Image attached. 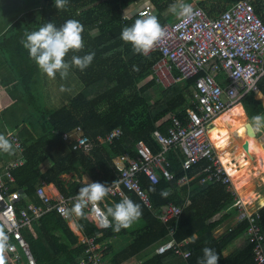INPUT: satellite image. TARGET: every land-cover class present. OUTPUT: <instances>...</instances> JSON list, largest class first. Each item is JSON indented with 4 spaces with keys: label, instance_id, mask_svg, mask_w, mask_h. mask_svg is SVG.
<instances>
[{
    "label": "trees",
    "instance_id": "trees-1",
    "mask_svg": "<svg viewBox=\"0 0 264 264\" xmlns=\"http://www.w3.org/2000/svg\"><path fill=\"white\" fill-rule=\"evenodd\" d=\"M135 1L137 0H68L67 7L58 10L54 6L55 0H0L1 21L13 23L2 39L5 47L0 49L5 58V66L9 65L12 72L8 77L2 78L0 75V82H3L4 87L9 84L14 86L12 90H4L13 102L8 110L4 107L0 118L6 120L10 108L16 109L17 116L20 111L17 106L21 103L29 104L27 118L12 130L13 135L21 139L23 152L15 150L14 155L0 152V171L6 163L22 160L21 165L10 168L14 177L10 182L11 191L22 192V198L16 203L18 216L30 203L41 205L36 197V190L42 180L53 183L64 197L77 194L83 186L82 177L86 174L93 182L112 185L120 176L113 164L116 157L128 155L135 158V145L138 142H144L157 153L160 146L155 143L152 134L155 131L167 132L169 116L176 115L184 120L187 108L197 109L193 104L195 78L181 80L168 88L159 84L154 77L140 85L152 75V66L161 54L159 50H153L148 55L137 54L131 43L121 39L122 29L140 18L134 16L129 20L124 19V11ZM151 1L156 7L161 25L173 22L166 12L177 0ZM235 1L237 0H196V5L202 7L208 16L215 17ZM247 1L264 23V0ZM68 19L79 20L84 25V48L79 52L70 50L65 60L71 62L73 55L83 56L90 52H94L95 56L90 66L83 71L75 66L70 68L83 85L79 92L74 96L67 95L66 102L58 109L40 108L37 105V88L36 92L33 91L38 66L21 41L26 39V32L38 30L47 22L59 27ZM6 39L13 45L9 44L8 47ZM154 87L160 91L158 99L152 104L146 92ZM18 89L24 96L19 100L12 95V91ZM4 99L0 98V103ZM241 102L244 108L239 103L240 113L247 114L248 118L264 115V76L258 81V90L247 93ZM76 127H82L85 134L95 140L96 147L90 153L75 151L72 144L62 140L64 133L72 132ZM116 128L121 129L122 136L112 144L97 141ZM261 141H264V134ZM168 159L175 174L172 182L161 178L159 184H154L144 175L140 176L141 186L148 192L152 210L147 209L129 192L131 199L140 204L142 209V216L129 227L135 224L130 230L122 228L117 232L112 226L100 228L87 219L89 211L86 208L82 215L72 213L68 219L55 210L46 211L38 218L30 212L36 234L27 227L22 232L37 264H91L86 253L88 244L71 229V217L76 220L77 229L84 237L95 238V242L100 244L105 264H119L130 257H138L144 251H148L146 256L137 264H198L205 247L216 250L220 256L218 264H257L254 260V244L247 240L225 254V250L241 239L249 225L246 219L234 220L223 234H214L216 228L239 214L238 197L228 185H200L208 165L203 161L189 173L195 179L189 185L179 186L178 181L185 174L181 169L184 156L180 150L173 149L168 153ZM41 165L46 167L45 171L40 170ZM69 174H74L75 177L62 178ZM88 181L91 182L89 177ZM234 182L240 202L248 214L264 207V186L256 188V181L254 183L252 176ZM161 190L168 191L169 195L162 197ZM120 201L118 197H111V200H106L107 206L104 207L103 203L101 205L106 211ZM170 203L181 206L182 212L178 217L163 222L157 215ZM259 213L264 227V208ZM108 218L111 221V217ZM168 225L176 226L175 236L178 242L189 240L184 246L185 250L191 252L187 259L173 250L162 254L154 252L153 247L168 237ZM127 234L132 236V241L116 250L111 244V238ZM192 235L198 237L195 243L190 242ZM5 264L11 263L5 259Z\"/></svg>",
    "mask_w": 264,
    "mask_h": 264
},
{
    "label": "built area",
    "instance_id": "built-area-1",
    "mask_svg": "<svg viewBox=\"0 0 264 264\" xmlns=\"http://www.w3.org/2000/svg\"><path fill=\"white\" fill-rule=\"evenodd\" d=\"M193 8L198 11V15L193 18L180 17L162 25L167 36L153 49L159 50L161 56L152 66L151 77L165 88L181 80L195 78L193 104L197 109L187 108L184 120L176 115L169 116L170 124L167 132L155 131L152 134L155 143L160 146L157 153L144 142H138L135 145V158L128 155L116 157L113 164L120 176L109 186L110 192L101 202L86 207L89 211L86 217L98 227L107 228L101 227L100 223L102 214L106 212L101 203L104 207L107 206L106 200H111V197H118L121 200L131 199L129 192H132L147 209L152 210L148 192L141 186L140 176L144 175L154 184H159L161 178L172 182L175 174L172 172L168 153L170 150L178 149L184 156L181 169L185 172L178 181L179 186L189 185L195 179V176H189L190 171L197 164L206 161L208 165L205 176L199 184L222 183L228 185L238 197V219H246L249 223L241 238L254 244V260L257 264H264V227L259 213L264 207L253 214L245 212L234 184L208 135L209 129L221 114L240 103L247 93L258 90V81L264 76V23L254 13L252 4L247 0L233 2L223 13L215 17L208 16L199 5ZM146 14L156 15L155 6L150 0H141L135 11L124 12V19L129 20L136 15L142 17ZM121 136V129L116 128L103 138L99 137L97 141L110 145ZM10 139L14 151L22 153L24 148L21 139L16 135H12ZM62 140L72 144V149L75 151L90 153L96 147L95 140L88 137L82 127L64 133ZM21 164L22 160L13 161L5 166L3 172H0V229L9 236L12 245L11 250L5 253L7 262L37 264L22 232L23 228L27 227L36 234L30 212L38 218L46 211L55 210L63 218L68 219L71 214L63 215L59 209L61 207L70 209L78 192L73 196L64 197L53 183L42 180L36 190V197L41 205L30 203L18 216L16 203L22 198V192L11 191L10 182L14 177L10 168ZM182 209L181 206L170 203L162 208L157 216L163 222H168L178 217ZM71 221L76 225L73 217L70 218ZM168 228V237L158 242L154 252L162 254L173 250L187 259L191 252L185 250L184 246L189 240L178 242L175 236L176 226L168 225ZM13 240L16 242H12ZM82 241L88 244L86 253L89 262L105 264L103 249L95 242V238L84 237Z\"/></svg>",
    "mask_w": 264,
    "mask_h": 264
},
{
    "label": "clouds",
    "instance_id": "clouds-1",
    "mask_svg": "<svg viewBox=\"0 0 264 264\" xmlns=\"http://www.w3.org/2000/svg\"><path fill=\"white\" fill-rule=\"evenodd\" d=\"M67 4L68 0H55L54 6L59 10L65 9ZM139 4H141V0L132 3V10L130 9L131 5H129V13L135 11ZM170 11L188 19L198 15V11L194 10L191 4L185 3L184 0H177L176 4L170 6ZM83 32L84 25L76 19H68L59 27L52 22H47L39 27L38 30L26 32V39H23L21 43L28 50L30 58L36 62L39 69L49 78L55 79L56 74L59 73L61 79H66L72 66L78 67L83 71L90 66L94 59L95 53L90 52L83 56L73 55L71 62L65 60L70 50L79 52L84 48ZM166 36L167 32L155 14L143 15L136 19L131 26H125L121 31V39L126 43H131L135 53L143 55H148L155 45ZM71 74L73 73L71 72ZM61 90L64 91L66 89L62 87ZM252 124L255 131L264 129V115L253 116ZM12 135L11 131L6 134L0 133V152L9 155L15 154L14 145L10 139ZM261 143H264V141H261ZM262 147H264V144H262ZM7 164L4 165V169ZM109 192L110 187L108 184L99 181L89 182L88 177L85 176L83 186L79 188L72 207L70 209L61 207L59 210L61 214L66 216L72 213L78 216L82 215L83 209L89 204L96 205L101 202ZM160 194L166 198L169 192L161 190ZM102 215L101 227L112 226L114 231L119 232L122 228L127 229L137 221L142 216V209L140 204L132 199L123 198L120 202L115 203L114 206L108 207ZM108 217H111V221ZM197 239V236L192 235L190 242L195 243ZM11 248L9 236L3 229H0V264H5V253ZM219 259L220 256L215 249L205 247L203 256L198 261V264H218Z\"/></svg>",
    "mask_w": 264,
    "mask_h": 264
},
{
    "label": "crops",
    "instance_id": "crops-1",
    "mask_svg": "<svg viewBox=\"0 0 264 264\" xmlns=\"http://www.w3.org/2000/svg\"><path fill=\"white\" fill-rule=\"evenodd\" d=\"M130 9L132 10V5L130 6ZM127 10H129V7ZM0 23H4V24H0V49H1L5 47L2 42V39L3 37L6 36L7 30L13 23H10V24L5 23L1 21V19H0ZM5 42L6 44H8V47H9V44L13 45L10 42V40L8 42L6 39ZM1 54L2 52L0 51V57L2 61H4L5 58ZM11 72L12 71H10V74ZM42 74L43 72L38 67V72L35 75V85L39 84V81H41ZM0 75H2L1 70H0ZM4 77H6V75H2V78ZM64 85H67V83ZM66 88H68V85ZM6 89H8V87H4L3 82H0V96H1L0 98H5L3 102L0 103V105L2 109H5L4 107H6V109L8 110V107L9 105L12 104L13 100L11 99V97H8L7 93L4 92V90ZM64 93L71 94V93L66 92V90ZM71 96H74V94ZM240 112H241L240 104L238 103L235 107L232 108V110L228 111L227 113L222 115L219 119L214 121L213 127L210 128V129L214 128V132H213L214 141L212 142L214 143V146L217 150V153H219L220 157L222 158L221 155H224V158H222L224 163L226 162L227 164V161H228V165H232L233 163L236 173L235 171L230 172V173L234 181L237 179L243 180V178H245L246 175L250 173L247 175V177L252 176V178L254 179V183L256 181L255 187L256 188L262 187L264 186V147H262V144L264 143H261L260 141L256 140L254 134L251 131H245V134L238 132V130H243V128L247 129L248 123H249V119L247 115H245L244 113H240ZM20 114H21V109L20 111H18L17 116H19ZM237 122H240L245 126L238 127ZM9 126H12V128L14 129V123H13L12 116L9 113H7L6 120L4 119L3 121L0 122V133L6 134L7 131L9 130ZM218 143L220 145L217 146ZM86 175L90 178L91 182H93L91 177L88 174ZM234 187L235 189H237L236 184L234 185ZM237 192H238V189H237ZM69 225L75 233L79 234L80 239L84 238L83 234H81L79 229H77V226L73 223V221H71ZM131 241H132V236L129 234L124 235V236H115L111 238V244L116 250L124 248ZM242 242L243 240L241 238L237 240L234 243V245L240 244ZM19 251L21 252V250ZM21 253L24 255L23 252ZM145 256L146 254L143 257ZM143 257L138 258V257L133 256V257H130L122 261L119 264H137L141 261Z\"/></svg>",
    "mask_w": 264,
    "mask_h": 264
},
{
    "label": "rangeland",
    "instance_id": "rangeland-1",
    "mask_svg": "<svg viewBox=\"0 0 264 264\" xmlns=\"http://www.w3.org/2000/svg\"><path fill=\"white\" fill-rule=\"evenodd\" d=\"M184 2L188 3V4H191L193 7L196 6V3H197L196 0H184ZM129 10H127L126 12L129 13ZM166 15H169V19L173 20V21H175L178 18H180V16H178L177 14L171 12L170 9L166 12ZM0 24H4V23H0ZM0 70H1V74L2 75H6V77H8L10 75L11 68H9L8 66H5L3 61H0ZM70 71H69V74H68L66 79H61L59 73L56 74L55 79L49 78L45 73H43L41 75V78H42L41 81H39V84L34 86V90H33L34 92H36L35 88L37 86V104L39 105L40 108L47 107V108L53 109V110L58 109L64 102H66V99L68 98V97H66L67 95L71 96V95L75 94L77 91H80L82 89L83 85L81 84L80 80L76 78V75L71 74ZM150 79H151V77L149 76L148 78L143 80L140 83V85L144 84L145 82H147ZM66 83L68 85V88H66L67 85H64ZM62 87L64 89L66 88V92L71 93V94H64L65 90L62 91L61 90ZM8 88H9V90H12V89H14V86L12 84H9ZM159 91L160 90H158L156 87H154L151 90L146 92L147 98L149 99L150 103L153 104L155 102V100L158 99ZM12 95L18 100L22 99L24 97L23 96V92L20 89H18L17 91H12ZM241 104H242V102H241ZM242 106H243V104H242ZM243 108H244V106H243ZM17 109H21V114L19 116H16V109L15 108H10L9 109V113L11 114L12 119H13L14 129H15V127H16V125L18 123H21L24 119L27 118V115H28V112H29V104L21 103L20 105L17 106ZM2 112H3V109H2V107L0 105V113H2ZM248 119H249V123H248V127L247 128L252 129L256 140L261 142L262 134H264V129H261L259 131H255L254 128H253L252 119L251 118H248ZM1 121H3V119L0 118V122ZM237 126L238 127H243L245 125H243L240 122H237ZM12 130H13L12 126H9V130L8 131L12 132ZM245 131H250V130H248L246 128H243V130H238V132L243 133V134H245ZM213 132H214V128L213 129H209L208 133H209V136H210L212 141H214ZM237 135H239V134H237ZM218 145H220V144L218 143L217 146ZM221 156H222V158H224V155H221ZM249 163H250V161H249ZM225 165H226V167H227L229 172L235 171V173H236V170L234 169L233 163H232V165H228V161H227V164L225 162ZM40 170L41 171H45L44 165H41ZM256 174H257V172H256ZM73 176L75 177L74 174L63 175L62 178L70 179ZM84 176H86V175H83V177ZM83 177H82V182L84 181ZM247 178H249V177H247ZM238 218H239V214H238L237 217H235L231 221L229 220L228 222H225L224 224H222L218 228H216L214 230L215 236H219L220 234H223L228 229V227L232 225V222L234 220H236V221L239 220ZM134 227H135V224L131 228H128V229L130 230V229H132ZM239 245L240 244L232 245L231 248L225 250V254H229L231 251H233ZM16 250H18V248ZM150 250H152V247L150 248ZM147 252L148 251L142 252L138 256V258L143 257L145 254H147Z\"/></svg>",
    "mask_w": 264,
    "mask_h": 264
},
{
    "label": "bare ground",
    "instance_id": "bare-ground-1",
    "mask_svg": "<svg viewBox=\"0 0 264 264\" xmlns=\"http://www.w3.org/2000/svg\"><path fill=\"white\" fill-rule=\"evenodd\" d=\"M238 104V103H237ZM236 104V105H237ZM235 105V106H236ZM234 106V107H235ZM233 108V107H232ZM230 110H232V109H230ZM230 110H228V111H230ZM228 111H226L225 113H227ZM225 113H223V114H221L217 119H219L222 115H224ZM216 119V120H217ZM208 135H209V133H208ZM209 138H210V136H209ZM210 140H211V138H210ZM211 142H212V140H211ZM212 144L214 145V143L212 142ZM214 148H215V146H214ZM215 150H216V148H215ZM216 152H217V150H216ZM218 154V153H217ZM218 157H219V159H220V161H221V163H222V165H223V167L225 168V170L227 171V173L229 174V176H230V178H231V180H232V182H233V184H234V180H233V178H232V175L230 174V172L228 171V169H227V167H226V165H225V163H224V161H223V159L220 157V155L218 154ZM237 191V190H236ZM237 194H238V192H237ZM242 204V203H241ZM242 206H243V204H242ZM244 207V206H243ZM244 210H245V208H244ZM245 212H246V210H245ZM247 213V212H246ZM248 214V213H247Z\"/></svg>",
    "mask_w": 264,
    "mask_h": 264
},
{
    "label": "water",
    "instance_id": "water-1",
    "mask_svg": "<svg viewBox=\"0 0 264 264\" xmlns=\"http://www.w3.org/2000/svg\"><path fill=\"white\" fill-rule=\"evenodd\" d=\"M247 129L250 130L253 133L252 129H249V128H247Z\"/></svg>",
    "mask_w": 264,
    "mask_h": 264
}]
</instances>
